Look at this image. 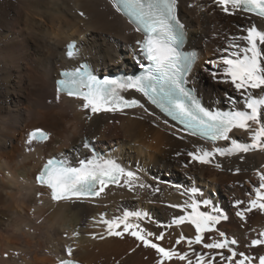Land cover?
<instances>
[{
	"label": "bare ground",
	"instance_id": "1",
	"mask_svg": "<svg viewBox=\"0 0 264 264\" xmlns=\"http://www.w3.org/2000/svg\"><path fill=\"white\" fill-rule=\"evenodd\" d=\"M188 3L198 7L189 9ZM180 8L186 24L185 47L196 49L199 57L192 75L201 86V99L206 106L222 107L226 86L212 87L210 83L202 86L199 65L220 55L219 49L225 46L222 33H238L250 19L253 23L257 19L228 17L214 9L211 0H180ZM80 11L85 12L86 19L79 16ZM74 39L79 42V55L70 58L65 54V45ZM143 39L108 0H0V264H55L67 258L63 249L68 244L76 249L72 258L84 264H117L118 261L119 264H154L151 251L138 249L129 254L135 246L132 238L92 240L87 234L94 232L89 231L93 227L87 225L105 209L109 217L119 214L121 209L148 211L156 220L166 222L180 214L167 205L187 199L174 189L161 185V193L150 195L144 191L136 197L124 189L113 188L99 201V206L89 203L57 206L48 196L40 197L44 203H39L36 194L43 189L35 183L37 172L51 157L65 159L71 166L90 158L81 147L85 137L95 143L101 154L137 171L148 183H153L155 172L163 171L170 178L168 181L205 189L206 196L212 195L228 211L229 220L218 227L237 237L241 242L239 250H246L245 242L254 238L250 229L264 230V214L250 213L248 223L242 228V222L230 208L233 199L244 198L251 185L258 183L256 170L264 171V153L246 154L243 162L237 157L221 159L223 171L207 166L185 169L182 165L186 158L175 157V152L192 150L193 143L203 142L195 138L181 141L162 124L156 128L147 121L122 115L102 114L87 121L83 118L85 114L76 110V102L66 96H62L59 105L54 103L55 79L60 69L89 59L102 76L117 72L133 75L129 71L135 68L136 41ZM214 90L219 96L213 94ZM134 95L139 98V94ZM109 119L119 120V124H111ZM37 128L49 130L51 139L43 144L34 143L33 151L29 152L27 133ZM233 135L242 142H250L244 134ZM218 144L225 146V142ZM235 167L241 168L239 175L228 171ZM186 175L191 177V182ZM40 219L43 223L38 224L36 221ZM142 226L153 232L161 230L147 222H142ZM77 229L81 232L78 239L64 238V232L70 234ZM181 233L195 235L187 224L173 227L163 245L172 247ZM178 250L185 251L187 247L182 244ZM17 252L19 255H14Z\"/></svg>",
	"mask_w": 264,
	"mask_h": 264
},
{
	"label": "snow or ice",
	"instance_id": "2",
	"mask_svg": "<svg viewBox=\"0 0 264 264\" xmlns=\"http://www.w3.org/2000/svg\"><path fill=\"white\" fill-rule=\"evenodd\" d=\"M211 5L228 17L257 19L256 23L250 19L238 33H222L225 46L219 49L220 55L199 65V71L206 75L212 87L226 86L222 107L206 106L199 94L201 86L192 75L199 57L181 48L186 24L180 15V0H111L115 12L124 16L135 32L143 33L144 39L136 41L138 52L134 55L142 74L101 77L87 63L79 64L59 73L54 103L59 105L62 96H66L76 102V110L83 112L87 121L102 114L122 115L147 121L156 128L162 124L181 141L195 138L203 142L193 143L192 150L175 152V157L186 158L182 165L185 169L207 166L223 171L221 159L237 157L243 162L246 154L264 153V27H261L264 26V0H211ZM186 7L192 9L198 5L188 3ZM78 14L87 18L83 11ZM66 55L70 58L79 55L75 43L68 45ZM134 94H139V98ZM109 123L119 124V120L109 119ZM234 133L246 135L250 142L234 138ZM50 139L51 134L41 128L30 131L26 137L28 151H33L34 143L43 144ZM218 142H225V146H219ZM206 144L211 147H205ZM81 147L90 158L81 159L78 166L52 157L37 172L34 180L43 189L36 194L41 205L44 201L39 198L48 196L57 206L62 203L99 206V201L113 188L124 189L138 197L144 191L150 195L161 193V185L187 197L182 203L167 205L180 214L166 222L156 220L143 210L121 209L111 217L102 212L87 225L102 229L88 233L90 239L132 238L135 246L129 254L138 249L151 251L154 264H264V254H261L264 230L250 229L254 238L245 242L246 250H239L240 242L218 227L229 220L228 211L216 203L212 195L206 196L205 189L157 176H152L153 183H148L137 171L101 154L87 137L83 138ZM228 171L239 175L241 168ZM256 176L258 183L251 185L244 198L230 202L242 228L248 223L250 213L264 214V171L256 170ZM186 179L191 182V177L186 175ZM32 211L35 213V209ZM36 222L43 223V220ZM142 222L154 224L161 230H148ZM185 224L194 229L195 235L189 237L181 233L172 247H165L162 242L169 230ZM63 236L74 240L81 232L77 229L70 234L64 232ZM182 244L187 250H178ZM196 245L200 246V251L196 250ZM256 249L261 252H255ZM63 250L67 258L59 259V264H77L72 258L76 249L68 244ZM4 255L7 259L9 254Z\"/></svg>",
	"mask_w": 264,
	"mask_h": 264
},
{
	"label": "rangeland",
	"instance_id": "3",
	"mask_svg": "<svg viewBox=\"0 0 264 264\" xmlns=\"http://www.w3.org/2000/svg\"><path fill=\"white\" fill-rule=\"evenodd\" d=\"M210 59V58H209ZM135 68H134V70H136V69H139L138 67H137V65H136V63H135V66H134ZM134 70H131V71H134ZM198 77H200L201 79H200V82H201V84H202V86H204L206 83H210L208 80H207V77H206V75H204V73H202L201 72V74L200 75H198ZM213 94H215V95H217V96H219V93L216 91V90H214L213 91ZM213 94H212V98H213ZM214 99V98H213ZM20 147H21V144H20ZM156 174H153V176H160V178H163L164 179V177H165V179L167 180V179H170L169 177H167V176H165V173L162 171V172H155ZM102 212H107V210L105 209V210H103ZM108 214V213H107ZM99 216V215H98ZM97 216V217H98ZM109 216V215H108ZM32 217H34V216H32ZM34 219V218H33ZM94 228V229H93ZM93 228H90V229H92V230H90L89 229V231H97V228L95 229V227H93ZM98 230H100V229H98ZM205 239H208V238H206L205 237ZM236 239H237V237H236ZM241 243V242H240ZM195 248H196V250L197 251H199V250H201L200 249V246L199 245H196V246H194ZM255 252H261V250H258V249H256L255 250ZM255 252L253 253V254H255Z\"/></svg>",
	"mask_w": 264,
	"mask_h": 264
}]
</instances>
